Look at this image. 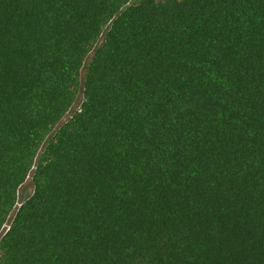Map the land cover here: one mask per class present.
<instances>
[{
  "label": "trees",
  "instance_id": "16d2710c",
  "mask_svg": "<svg viewBox=\"0 0 264 264\" xmlns=\"http://www.w3.org/2000/svg\"><path fill=\"white\" fill-rule=\"evenodd\" d=\"M33 168L0 264H264V0H0V233Z\"/></svg>",
  "mask_w": 264,
  "mask_h": 264
},
{
  "label": "rangeland",
  "instance_id": "374dc122",
  "mask_svg": "<svg viewBox=\"0 0 264 264\" xmlns=\"http://www.w3.org/2000/svg\"><path fill=\"white\" fill-rule=\"evenodd\" d=\"M103 37L104 36L102 35L100 40H99V42H98L99 45L102 43ZM89 61H90V57H87L85 59V61H84L83 68L81 69V78H83L84 75H85L86 66L88 65ZM80 101H81V95L79 93V96H78L77 100L75 101V103L73 104L70 112L65 116L63 121H66L67 119H69L71 114H72V112L74 110L78 109V107L80 105ZM57 128H58V126L55 127V129L53 130L52 134L56 131ZM33 171H34V168L31 170V172H30L29 176L27 177L26 181L19 188L18 200H17V203H16V207L11 212V214L9 215L7 222L4 225V228H3V230L0 233V238L3 235V233L7 230L10 222L12 221V219L14 217V214L16 212V209L21 205V203H23L32 194V191H33V185H32V174H33Z\"/></svg>",
  "mask_w": 264,
  "mask_h": 264
}]
</instances>
